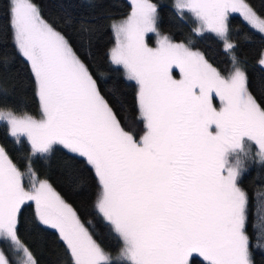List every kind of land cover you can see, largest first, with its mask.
I'll return each mask as SVG.
<instances>
[{"label":"snow or ice","instance_id":"1","mask_svg":"<svg viewBox=\"0 0 264 264\" xmlns=\"http://www.w3.org/2000/svg\"><path fill=\"white\" fill-rule=\"evenodd\" d=\"M8 2L14 45L30 66L42 115L0 108V122L17 144L26 138L29 161L49 156L54 146L83 158L99 183L95 208L122 240L120 256L129 264H194V257L202 264H254L250 243L264 251V190L255 193L250 236L249 198L238 181L250 164L264 166V107L235 55L226 77L191 41L174 43L157 33V47H148L145 35L157 31V5L132 0L127 19L112 24L109 60L137 85L144 131L136 140L36 4ZM174 7L181 18L185 12L193 16L197 35L207 31L223 40L226 52L234 48L227 40L230 13L264 34V18L246 0H176ZM259 63L264 66V53ZM26 202L34 203L41 225L58 232L71 264H110L48 181L37 177L30 162L22 173L0 147V237L23 254L22 264H37L18 236ZM0 264H11L2 251Z\"/></svg>","mask_w":264,"mask_h":264},{"label":"trees","instance_id":"2","mask_svg":"<svg viewBox=\"0 0 264 264\" xmlns=\"http://www.w3.org/2000/svg\"><path fill=\"white\" fill-rule=\"evenodd\" d=\"M173 0H150L157 5L158 27L163 35L174 43L188 44L224 76L233 70L232 56L246 72L250 91L264 107V67L259 63L264 51V36L251 29L237 15L227 21L230 52L224 50L221 40L212 34L196 35L195 23L181 20L171 3ZM43 19L61 33L79 59L85 64L97 82L98 90L113 109L121 127L136 140L143 135V120L139 117L136 102V85L129 81L120 68L109 60L113 47L112 23L128 16L132 8L127 0H32ZM264 18V0H246ZM8 0H0V108H11L34 117L40 114L36 85L27 61L15 48L9 27ZM87 29V31H85ZM0 147H3L17 168L27 173L28 164L40 180H47L60 197L77 213L81 223L93 239L109 255L122 248L118 237L111 232L96 211L95 201L100 188L94 171L83 159L73 156L65 149L54 146L47 157L30 156V146L24 138L17 144L9 136L5 125L0 124ZM249 198L248 232L252 235V213L257 203L255 193L264 190V166L250 164L238 181ZM264 200V196L260 197ZM18 236L29 248L37 264H71V257L59 236L41 226L34 206L26 203L19 214ZM0 249L7 258L15 260L19 254L11 249V243L0 239ZM254 264H264V251L252 247ZM194 264H202L198 257L190 258ZM126 264V263H112Z\"/></svg>","mask_w":264,"mask_h":264},{"label":"rangeland","instance_id":"3","mask_svg":"<svg viewBox=\"0 0 264 264\" xmlns=\"http://www.w3.org/2000/svg\"><path fill=\"white\" fill-rule=\"evenodd\" d=\"M127 2L129 3V5H130V7L131 8H133V3H132V0H127ZM175 2H176V0H173L172 1V3H171V5H172V7H173V9H174V11H175V13H177V11H176V9H175V7H174V5H175ZM131 12H132V10H131ZM131 12L129 13V15L131 14ZM128 15V16H129ZM178 15V14H177ZM230 15H237V16H239V17H241L242 19H243V17L239 14V13H230L229 14V16ZM128 16H126V17H124L122 20H125V19H127V17ZM180 17V19L181 20H184V21H187V19H190V20H192L194 23H195V28L198 26L197 25V21L193 18V16L190 14V13H187V12H185L184 14H183V18H181V16H179ZM122 20H119V21H115V22H120V21H122ZM243 21L245 22V23H247L244 19H243ZM158 16H157V21H156V29H157V31L156 32H153V33H147L146 35H145V43L148 45V47H152V48H155V47H157V43H158V35H157V33H159L160 35H163L162 34V32L160 31V29H159V27H158ZM113 24V23H112ZM248 24V23H247ZM249 25V24H248ZM249 27L251 28V29H253V30H255L257 33H259L258 32V30H256V29H254V28H252L250 25H249ZM111 29H112V31H113V28H112V26H111ZM210 32H204L203 34H209ZM196 34V33H195ZM210 34H212V33H210ZM261 34V33H260ZM197 35V34H196ZM212 35H214V34H212ZM262 36H264V34H261ZM215 37H217L216 35H214ZM218 38V37H217ZM219 40H221L220 38H218ZM113 40H114V43H113V47L115 46V33H114V31H113ZM227 40H228V38H227ZM221 42H222V44L224 45V41L223 40H221ZM229 42V41H228ZM178 43V42H177ZM112 47V48H113ZM263 53H264V51H263ZM114 66V65H113ZM115 66H117V65H115ZM118 68H120L121 70H122V72L124 73V76L126 77V73H125V71H124V69L121 67V66H117ZM264 67V66H263ZM173 76H174V78L175 79H179L180 78V72H179V70L178 69H175L174 71H173ZM129 80V79H128ZM129 81H131V82H133L135 85H136V83H135V81H132V80H129ZM136 87H137V85H136ZM38 97V96H37ZM214 106L216 107V108H219L221 105H220V101H219V99L218 98H215L214 99ZM41 112H40V114H39V116H37V117H35V118H37V119H39V118H41ZM0 124H3V125H5L6 126V128H7V131L9 132V130H8V126L4 123V122H0ZM10 136V135H9ZM11 138H13V137H11ZM21 138H23V137H21ZM20 138V139H21ZM13 139H15V138H13ZM25 140H26V138H24ZM16 140V139H15ZM59 148H61V149H63L62 148V146H58ZM255 150V149H254ZM67 151V150H66ZM37 156V155H36ZM38 156H40V155H38ZM80 158V157H79ZM81 159H83V158H81ZM24 184H25V187L27 188V187H30V181H29V179L26 177L25 178V180H24ZM26 203H31L33 206H34V215H35V205H34V203L33 202H26ZM97 211V210H96ZM101 216V215H100ZM102 217V216H101ZM102 219H103V217H102ZM103 221H104V223H106V224H108L104 219H103ZM39 223V222H38ZM40 224V223H39ZM41 225V224H40ZM109 225V227H110V229H111V232L112 233H114L117 237H118V239H119V241H120V243L122 244V246L121 247H123V242H122V240L119 238V236L113 231V229H112V227H111V225L110 224H108ZM41 226H43V225H41ZM43 227H45V228H48V227H46V226H43ZM49 229H51V228H49ZM52 231H54L58 236H59V234H58V232L56 231V230H54V229H51ZM60 238V237H59ZM0 239H1V237H0ZM62 241V240H61ZM10 242V241H9ZM63 242V241H62ZM65 245V244H64ZM121 250V249H120ZM0 251H2V249H0ZM3 252V251H2ZM4 254H5V256L7 257V255H6V253L5 252H3ZM19 255L17 256V257H15L14 259L15 260H10V259H8L10 262H11V264H22V261H23V259H24V257H23V254L22 253H18ZM109 255V254H108ZM110 257H111V261H110V264H112V263H126V264H129V262L127 261V260H125V259H123L121 256H120V251L117 253V254H113V255H109ZM198 258V257H197ZM201 260H202V258H200Z\"/></svg>","mask_w":264,"mask_h":264}]
</instances>
